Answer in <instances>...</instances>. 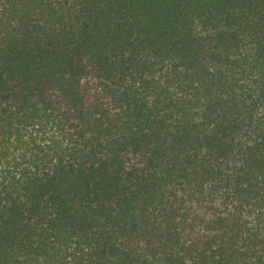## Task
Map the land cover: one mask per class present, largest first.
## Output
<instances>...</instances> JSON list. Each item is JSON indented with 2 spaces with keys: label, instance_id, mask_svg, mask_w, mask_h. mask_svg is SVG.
Returning <instances> with one entry per match:
<instances>
[{
  "label": "trees",
  "instance_id": "trees-1",
  "mask_svg": "<svg viewBox=\"0 0 264 264\" xmlns=\"http://www.w3.org/2000/svg\"><path fill=\"white\" fill-rule=\"evenodd\" d=\"M0 264H264V0H0Z\"/></svg>",
  "mask_w": 264,
  "mask_h": 264
}]
</instances>
